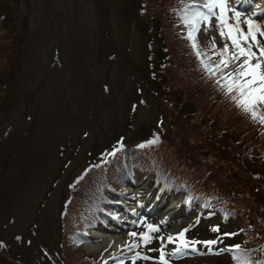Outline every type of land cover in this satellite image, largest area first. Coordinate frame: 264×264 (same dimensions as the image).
<instances>
[{"label":"rangeland","instance_id":"1","mask_svg":"<svg viewBox=\"0 0 264 264\" xmlns=\"http://www.w3.org/2000/svg\"><path fill=\"white\" fill-rule=\"evenodd\" d=\"M102 1L0 0V264L44 261L52 264L47 260L57 250L66 255L61 260L64 264H79L73 259L81 255L111 261L121 257L122 253H116L112 246L106 252L97 249L100 242L93 239L98 232H87V236L92 233V237L76 247L74 238L88 222L70 223L73 218L63 206L75 203V194L68 193L69 186L85 170L94 186L93 198L101 196L99 201L106 203L104 197L110 194V186L118 184L126 175L125 168L133 171L138 163L125 153L139 155L135 152L139 150L138 145L147 144L140 140L161 117L167 127L162 131L163 143L161 145L160 135L155 132L150 148L156 149L138 170L147 166V173H154L157 178L167 165L185 176L190 174V178L207 189L218 187L220 192H226L224 184L228 180L222 175L226 172L220 159L209 156L201 161L196 159V147L201 145L194 137L195 133L199 134V121L196 118L186 121L189 114L181 116L179 107H171V103H166L153 91L156 85L150 75V52L154 55L151 63L160 69L155 73L167 78L165 89H170L171 84V90L191 94L186 92L185 83L193 67L188 55L189 43L177 34L166 12H161L164 4L154 0ZM258 2L264 4V0ZM167 6L163 8L165 11ZM248 10L250 7L239 11L242 21L249 20ZM227 14L231 17L229 23L235 24L234 14L231 11ZM255 18L257 16L251 20ZM259 20L264 31V17ZM147 25L156 26L157 30L149 32ZM240 27L246 31L248 24L241 23ZM220 30L221 24L215 19L201 32V39L204 41L207 35H212L220 45L228 43L231 49V41L221 36ZM256 34L257 41L264 46V35ZM200 77L196 74L191 78ZM138 85L146 91L144 96L137 93ZM186 102H190V110L193 107L201 114L199 100ZM249 129L246 126L242 130L243 137L248 135ZM122 143L128 145H121L114 152ZM261 151L264 152V148ZM233 154L236 156L237 152ZM187 156L195 158L190 165L199 169V173L181 167L188 161ZM262 156L257 159L258 163L264 162V154ZM261 165L259 173L263 177L264 165ZM208 169L212 172L205 175ZM152 175L142 176L135 182L138 189L134 194L129 191L133 198L143 195L141 203L144 205L140 210L143 212L149 201L153 202L149 209L157 202L159 192L150 195L152 187H147ZM170 178L168 174L156 185L164 187ZM78 183L84 187L86 180L80 177ZM140 190L146 192L140 194ZM230 196L238 206L240 217L244 212L242 208L255 210L254 202L258 198L253 194ZM182 200L181 195H170V206H178L176 216L180 217L174 224L177 227L174 234L197 218L184 211ZM151 219L155 221L145 222L143 231L150 230L148 225H159L160 230L150 233L147 243L140 229L145 220L128 231L114 234L112 230L118 228L113 227L99 234L104 238L98 237L105 244L108 240L122 238L127 248L131 242H140L142 252L154 250L145 253L151 256L150 261L144 257L127 264H162L160 251L168 252L164 248V229L158 216ZM237 220V225L247 223L240 218ZM218 223L217 217H200L195 231L198 240L212 238L210 227ZM67 228H72L68 236ZM224 231L232 233L234 224L224 226ZM238 239V236H228L222 244ZM67 241L77 251L66 248ZM260 243L264 246V235ZM199 258L201 253L193 252L192 258L184 264ZM205 260L234 264L229 252L220 258L207 255Z\"/></svg>","mask_w":264,"mask_h":264},{"label":"trees","instance_id":"2","mask_svg":"<svg viewBox=\"0 0 264 264\" xmlns=\"http://www.w3.org/2000/svg\"><path fill=\"white\" fill-rule=\"evenodd\" d=\"M155 3L160 4L163 3L161 12L167 14V17L170 21V23L174 24L175 31L180 37H183L187 40L189 43V48H192L193 41L188 38V31L189 26L186 25L183 22L182 16L184 12L186 11L185 5H189L192 3V0H171L168 2V0H154ZM197 3L203 2V0H196ZM167 6V11H165L163 8ZM149 32L151 29L157 30L156 26L147 25ZM162 41V40H161ZM195 42L197 44L198 50L200 49V40L195 38ZM220 61V55L216 53H212L211 56H209V63L214 66L217 65ZM205 60L203 61V76L202 81L200 84V88H196L193 86V82L191 80V77H189L188 80L185 81L186 83V92L191 93L189 95L193 96L195 100L197 96L194 92L201 91L204 97L205 104L201 107V114H198V111L194 110L193 107H191V110H188L187 108L184 110L185 114H189V116L186 119L193 120L194 118L199 121L200 129L199 134L195 133V140L200 143L201 145H198L196 147V150L198 151L196 159H200L203 156H210V151L216 150L219 153L218 158L222 160H228L231 162L233 167L232 171H227L226 177L227 180H234L236 183L233 184L232 188L235 189L236 192H238V195H244V190L251 187L253 189V185H251L249 182L254 180L253 176H250L249 179L244 178L243 173L245 172L246 168L248 167V163L251 162L249 158L241 159V160H233L230 156L231 152L234 149V145L239 148L238 143L244 142L240 138V135H242V130L248 126L249 133L248 136H250V143H249V152H247L248 155H251L255 151H261L264 148V128L255 126V130L253 129V126L255 124L254 121L248 120L251 118V114L246 112V110L237 103V100L235 97L232 96V92H229L225 86L219 87L220 85V77L217 79L216 84H213V81L211 80L212 74L205 69ZM166 85H162L160 87L161 95L165 96L166 103L169 100L168 92L169 89H165ZM171 89V84H170ZM192 90L194 92H192ZM175 95L177 97V100L175 101V104L182 106L183 105V93H180L178 91H174ZM200 97V98H203ZM173 103V102H172ZM173 105V104H172ZM190 107V106H189ZM154 129L157 130V133L159 135H162L163 129H167L166 126L162 127L159 126L158 128L155 127ZM148 132L145 133L144 137L140 140V142L146 143L148 142ZM164 139H161V145L163 143ZM139 150L135 151L137 152V156L129 155L133 152L125 153V156H128L132 159V161L138 160V163L135 166V169L140 164L144 163L146 160H149L146 155L148 153H154L155 147L150 148L149 145L146 144L143 147H138ZM160 149V148H159ZM157 149V150H159ZM204 150H207V155L204 154ZM124 157V156H123ZM188 159V158H187ZM257 159V158H254ZM253 159V160H254ZM195 162V158L193 160ZM186 163V162H185ZM183 164L185 167H187ZM193 168L192 166H190ZM125 170V169H124ZM174 173V179H181V174L178 172H172ZM159 177L162 180V174L160 173ZM164 179V178H163ZM174 182V181H173ZM175 185L179 186L182 189L187 190L189 193H194L195 195L202 196L205 194L203 191V187L198 185H194L193 182L189 181H180V182H174ZM230 184L231 181H230ZM93 188L92 183L88 182L84 185L83 191L81 192V197L83 199V203L87 202V198L90 195V192ZM233 189V190H234ZM213 200V199H212ZM210 204L213 205V202ZM80 203L78 200H75V203H70V207H65V212L70 215L73 219L69 222L72 223H79L82 221L89 222L90 216L87 213H84L82 210H79ZM70 229L67 228L66 235L68 236L70 234ZM78 233V230L77 232ZM66 248L77 251L75 246L71 245L68 241L65 245ZM66 256V255H65ZM73 260H77L79 264H96L93 263V260H91L87 256L81 255L79 258H74ZM64 264V261L62 262Z\"/></svg>","mask_w":264,"mask_h":264},{"label":"snow or ice","instance_id":"3","mask_svg":"<svg viewBox=\"0 0 264 264\" xmlns=\"http://www.w3.org/2000/svg\"><path fill=\"white\" fill-rule=\"evenodd\" d=\"M185 9L182 19L189 26L188 38L193 41L192 47L194 49L197 47L194 33L199 31V25L202 22L211 23L212 18L215 17L221 24L220 35L231 41V49L229 44L225 43L219 51V64L213 67L205 64L204 67L214 74L221 67L227 69L230 63L235 61V69L225 75V79L228 80L226 87L229 92L234 89L239 90L241 99L237 103L246 111H250L252 116L256 118L255 108L257 104H264V46L259 44L256 34L260 30L255 27L251 20L242 21L240 19L242 14L235 9H230L229 0H204L202 4L192 0L191 4L185 5ZM229 11H232L236 17L235 24L229 23L231 17L226 15ZM241 23L248 24L246 31L240 27ZM260 34L264 35V32H260ZM213 47H215V44H213ZM254 48L257 50L254 51ZM196 55L199 57L201 53L197 51ZM260 119L264 121V116H261ZM139 147H143V145H139ZM148 227L152 231H158L153 225H148ZM184 231H187V229ZM131 235L135 236L136 233ZM141 235L145 243L151 239L147 233ZM178 235L182 246L188 247V242L184 239V233L181 232ZM168 240L172 241L173 237L169 236ZM216 242L215 240L203 241L206 245L215 244ZM233 247L239 248V245ZM159 259L162 264H168L163 249L160 251ZM244 264H250V262H244Z\"/></svg>","mask_w":264,"mask_h":264},{"label":"bare ground","instance_id":"4","mask_svg":"<svg viewBox=\"0 0 264 264\" xmlns=\"http://www.w3.org/2000/svg\"><path fill=\"white\" fill-rule=\"evenodd\" d=\"M139 208H141V205H139ZM165 209H167V207L164 208L163 205H160L159 209H156L154 214H157V215L162 214L163 215L162 222H163L164 230H167V229L173 228L174 223L177 221V217L175 216V214H172V212H170L171 210L174 209V207H170V209L166 212V214L168 216L164 217ZM170 214H172V215H170ZM94 240L100 242L99 247L97 248L98 250H100V249L101 250H105V249H107L108 247H111V246L113 247V249L125 248L124 244H122L121 240L118 239V238H114L113 241L112 240H108L106 242V244L104 242H101L98 238H95ZM103 244L105 246L103 248H101Z\"/></svg>","mask_w":264,"mask_h":264}]
</instances>
